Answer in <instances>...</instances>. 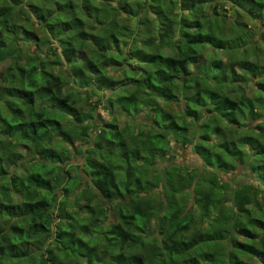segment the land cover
I'll use <instances>...</instances> for the list:
<instances>
[{
    "label": "trees",
    "instance_id": "16d2710c",
    "mask_svg": "<svg viewBox=\"0 0 264 264\" xmlns=\"http://www.w3.org/2000/svg\"><path fill=\"white\" fill-rule=\"evenodd\" d=\"M249 22L264 27V0H0V264H264V38ZM90 89L135 122L91 138ZM171 135L209 175L172 161ZM237 169L249 177L231 186Z\"/></svg>",
    "mask_w": 264,
    "mask_h": 264
},
{
    "label": "rangeland",
    "instance_id": "374dc122",
    "mask_svg": "<svg viewBox=\"0 0 264 264\" xmlns=\"http://www.w3.org/2000/svg\"><path fill=\"white\" fill-rule=\"evenodd\" d=\"M249 24L251 26H253L252 28L254 29V33L257 32L258 36H261L262 38H264V27L260 26V24L258 25H254L253 23L249 22ZM34 27H36V24L34 23ZM36 32L39 33V35H42L41 32H39L38 30H36ZM263 48V46H261ZM29 49H34V44H30ZM53 59H54V55H52ZM5 62H0V72L2 71V69L5 66ZM55 71H58V69H54ZM117 75H120L119 73ZM69 83L66 85L68 86ZM71 86V85H70ZM254 90L253 86H251V84L249 83V86L246 87V92L248 94H251L252 91ZM88 97L84 98L80 103V109L84 112H88L90 109H92L94 107V103H98L96 105V109L93 113V120L94 123L90 126V135L91 138L94 137L95 133L97 132L96 129L98 128V125L103 124L104 122H113L114 124L118 125L119 127H123L126 124H133L135 122V120H130L127 117H125L124 115L118 113L115 116V112L108 108V104L105 100H110L109 97H111V92L105 90L104 92H98V91H91V89L87 92ZM107 98V99H106ZM105 99V100H103ZM182 104H183V100L179 101H175L174 103L170 104L167 106L168 109L172 110L176 115H180L182 113ZM114 113V115L112 114ZM100 117V118H99ZM71 117L70 116H66L64 121L68 123V121H71ZM254 123V122H253ZM87 124V122H86ZM196 130L194 125H191L189 128V132L194 133ZM96 131V132H95ZM170 150H171V154H172V161L178 163L179 165L183 166V168H185L186 170L190 171L191 169H194L197 171V174H201V173H206V174H210L209 169L202 167V162L199 158L198 155H196L192 149L191 146H183L181 145L178 141L174 140V137L171 135L170 136ZM86 147H88V143L86 142V140H74V142L72 144L69 145V149H70V155L74 161V163L76 162H81L82 161V156L84 153V150L86 149ZM85 154V153H84ZM162 162H158V166H161ZM222 174V178L223 180L227 181L229 183V185H238L240 184L244 179L247 180L246 177H249L248 174H243V172L240 173V171L237 169L233 172L227 173V174ZM221 178V176H220ZM262 189H264V186L262 187ZM71 197H74V194H72ZM111 221H113V217L111 216ZM252 263L255 264H259L258 262H256V260H251Z\"/></svg>",
    "mask_w": 264,
    "mask_h": 264
}]
</instances>
